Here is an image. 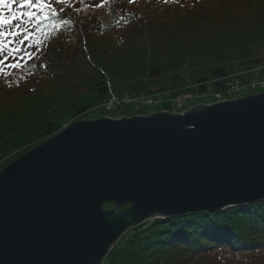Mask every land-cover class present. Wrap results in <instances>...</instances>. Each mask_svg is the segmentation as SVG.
Masks as SVG:
<instances>
[{
	"label": "trees",
	"instance_id": "16d2710c",
	"mask_svg": "<svg viewBox=\"0 0 264 264\" xmlns=\"http://www.w3.org/2000/svg\"><path fill=\"white\" fill-rule=\"evenodd\" d=\"M4 19L0 171L68 121L152 110L106 111L111 98L208 97L264 78V0H0ZM103 264H264V199L146 221Z\"/></svg>",
	"mask_w": 264,
	"mask_h": 264
},
{
	"label": "water",
	"instance_id": "95a60500",
	"mask_svg": "<svg viewBox=\"0 0 264 264\" xmlns=\"http://www.w3.org/2000/svg\"><path fill=\"white\" fill-rule=\"evenodd\" d=\"M262 199L264 92L83 119L0 171V264H103L151 218Z\"/></svg>",
	"mask_w": 264,
	"mask_h": 264
},
{
	"label": "rangeland",
	"instance_id": "374dc122",
	"mask_svg": "<svg viewBox=\"0 0 264 264\" xmlns=\"http://www.w3.org/2000/svg\"><path fill=\"white\" fill-rule=\"evenodd\" d=\"M261 92H264V86H262V84H260L259 87L256 88V90H252V91L247 92V93L245 92L242 95H240V97L251 95V94H257V93H261ZM154 100L156 101V103H154L153 105H149L147 103L144 105L147 108L152 109L150 111V114H152L154 112H158V111H167V112H173V113H181V112H184V111L188 110L192 106H195V105H198V104H212L214 102V95H211V96H208V97L207 96L194 95V96H190L185 102L184 101L177 102V101H175V99H156L155 98ZM137 102L140 103V104H143V102L141 100H139ZM104 108H105V106H104ZM105 110L106 111H111V110H107V109H105ZM92 114L93 113H90L89 115L84 116L83 119H97V118H92ZM138 115L146 116L145 114H142V113L138 114ZM107 117L116 118V117H111L110 115L107 116ZM125 117H132V116H125ZM98 118H100V117H98ZM119 118H121V117H118L117 119H119ZM83 119H81V118L78 119L77 118L75 120H71V121L66 122L60 128L59 132H61L66 126H68V125H70V124H72V123H74L76 121L83 120ZM130 206H131V204L129 203V205H127L125 207L123 206V208L121 207L118 210L119 211L120 210H125V209L129 208ZM157 218H159V217L157 216L156 218H153V219H157Z\"/></svg>",
	"mask_w": 264,
	"mask_h": 264
},
{
	"label": "built area",
	"instance_id": "2783aa9c",
	"mask_svg": "<svg viewBox=\"0 0 264 264\" xmlns=\"http://www.w3.org/2000/svg\"><path fill=\"white\" fill-rule=\"evenodd\" d=\"M260 84H262V86H264V79L263 78L251 79V80L245 81V82L240 81L238 79H232L231 81L228 82V85H227L226 90L224 92L214 94V102L213 103L224 101V100H231V99L239 98L240 95H242L245 92L247 93V92H250L252 90H256V88H258ZM190 96H192V95L184 94L182 96L176 97L175 101H177V102L184 101L185 102ZM154 99L155 98H153V97H148V98H141L139 100H141L144 105L146 103L149 105H153L154 103H156V101ZM139 100L138 99H131L128 97H125L122 100H117L115 98H111L110 100L105 102L104 106H105V109H107V110H113L121 102L130 103V102H137Z\"/></svg>",
	"mask_w": 264,
	"mask_h": 264
},
{
	"label": "snow or ice",
	"instance_id": "6c2138e0",
	"mask_svg": "<svg viewBox=\"0 0 264 264\" xmlns=\"http://www.w3.org/2000/svg\"><path fill=\"white\" fill-rule=\"evenodd\" d=\"M5 7H9V5H7L6 3L4 4ZM23 7H26L27 5H22ZM55 13H53L54 15ZM15 18V17H14ZM0 23H3V24H9L11 23V20H8V19H4V20H0ZM4 48L6 49L7 48V45H4Z\"/></svg>",
	"mask_w": 264,
	"mask_h": 264
},
{
	"label": "bare ground",
	"instance_id": "6f19581e",
	"mask_svg": "<svg viewBox=\"0 0 264 264\" xmlns=\"http://www.w3.org/2000/svg\"><path fill=\"white\" fill-rule=\"evenodd\" d=\"M153 218H151L150 220H152ZM149 221V220H148Z\"/></svg>",
	"mask_w": 264,
	"mask_h": 264
}]
</instances>
